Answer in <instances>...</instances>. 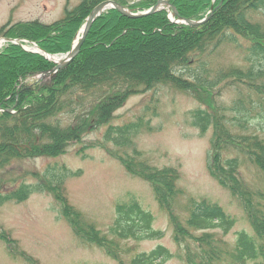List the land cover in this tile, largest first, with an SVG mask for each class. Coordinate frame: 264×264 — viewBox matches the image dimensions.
Listing matches in <instances>:
<instances>
[{"label": "trees", "instance_id": "obj_1", "mask_svg": "<svg viewBox=\"0 0 264 264\" xmlns=\"http://www.w3.org/2000/svg\"><path fill=\"white\" fill-rule=\"evenodd\" d=\"M100 1L80 0L50 22L34 18L0 26V36L20 39L7 40L0 47V205L25 200L33 192L51 193L60 214L82 240L100 245L120 264H163L174 256L163 244L135 253L129 262L121 257L116 238L87 222L70 202L66 180L74 173L65 164L31 170L34 180H17L9 172L17 160L56 157L75 143H83L78 152L101 145L131 174L151 184L158 202L169 211L174 239L184 247L186 262L264 264V192L242 177L239 155L228 154L233 149L264 172V0H169L178 10L175 17L209 16L198 24L172 20L166 6L139 16L110 7L93 21L67 65L46 80L37 77L56 65L44 51H70ZM118 1L140 12L158 0ZM23 39L35 42L42 51L25 48ZM224 44L241 48L243 63L213 64V55ZM159 84L185 91L199 102L188 116L203 133L211 129L208 170L240 200L254 234L239 230L230 243L225 235L234 218L208 198L190 197L189 214L182 218L176 211L183 193L179 167H160L137 146L136 135L148 120L140 116L113 123L117 109L132 94ZM225 87L234 90L229 100L222 97ZM103 125L100 139L84 143L88 132ZM153 220L152 212L131 198L117 203L111 232L118 239L161 237L164 230L155 229ZM0 239L14 254L40 264L34 256L18 251L15 238L3 228Z\"/></svg>", "mask_w": 264, "mask_h": 264}, {"label": "rangeland", "instance_id": "obj_2", "mask_svg": "<svg viewBox=\"0 0 264 264\" xmlns=\"http://www.w3.org/2000/svg\"><path fill=\"white\" fill-rule=\"evenodd\" d=\"M79 1L0 0V26L9 20L39 18L50 22L63 16L66 8L73 7ZM81 29L78 36L81 35ZM3 37L0 36V39ZM2 43L4 41H0V45ZM243 59L244 52L241 48L224 44L211 61L213 64L229 65L243 63ZM36 76L46 80L50 75ZM222 92L225 100H229L234 94L233 88L225 87ZM198 105L199 102L191 94L169 84H159L155 88L132 94L117 109L112 121L123 124L144 116L148 125L136 135L138 148L152 163L160 167L178 166L181 171L178 185L183 193L176 202V211L182 218L187 217L189 210L186 203L190 197L217 201L234 218L231 230L225 235L230 243H234L237 231L244 229L254 234V230L240 200L208 170L207 153L211 129L203 133L191 123L188 116V111ZM104 128L103 125L88 132L84 143L100 139ZM82 144L75 143L56 157L39 156L17 160L9 172L17 180L23 177L34 180L29 174L31 170H43L49 163L65 164L74 173L66 180L70 202L82 212L87 222L116 238L121 246V257L126 262L139 251L163 244L174 253L163 264H189L183 258L184 247L174 239L169 211L160 205L151 184L131 174L106 147L93 145L78 152ZM228 154L239 155L242 177L252 187L264 192V172L239 152L230 149ZM131 198L138 199L145 209L152 212L153 227L164 230L161 237L118 239L111 232L117 203ZM58 207L57 200L48 192H33L22 201H6L0 205V229L7 230L15 238L18 251L23 250L34 256L40 264H120L100 245L82 240L60 214ZM0 264L30 262L24 256L14 254L8 244L0 239Z\"/></svg>", "mask_w": 264, "mask_h": 264}, {"label": "water", "instance_id": "obj_3", "mask_svg": "<svg viewBox=\"0 0 264 264\" xmlns=\"http://www.w3.org/2000/svg\"><path fill=\"white\" fill-rule=\"evenodd\" d=\"M165 4H169L172 6L173 11L175 14H178V10L176 8V6L172 5L169 0H158L153 6H151L149 9L145 10V11H140V12H136V11H132L130 8H128L127 6L121 4L118 0H102L100 1L98 4H96L94 6V8L92 9V11L90 12L89 16L87 17V20L85 22V24L83 25L82 29H81V35L80 37L74 42L72 48L70 51H68L67 53L61 55L60 57H58V60L52 59L50 57V55H52V53H48L45 51V54L48 58H50L51 60L56 62V65L51 69L48 70L44 73H41L40 76H44L46 74L48 75H53L59 68L67 65L72 59L73 57L78 53V51L80 50V47L93 23V21L102 13L104 12L106 9L110 8V7H115L118 8L119 10H121L122 12L131 15V16H139V15H143V14H147V13H151L156 11L158 8L163 7ZM209 16H205L202 19H190V18H182V21H185L189 24H198L201 23L203 21H205ZM2 40H13V41H17L18 39H10V38H1L0 41ZM58 55V54H56ZM2 109V107L0 106V110Z\"/></svg>", "mask_w": 264, "mask_h": 264}, {"label": "bare ground", "instance_id": "obj_4", "mask_svg": "<svg viewBox=\"0 0 264 264\" xmlns=\"http://www.w3.org/2000/svg\"><path fill=\"white\" fill-rule=\"evenodd\" d=\"M50 57L52 58V59H55V60H58V55H56V54H52V55H50Z\"/></svg>", "mask_w": 264, "mask_h": 264}]
</instances>
